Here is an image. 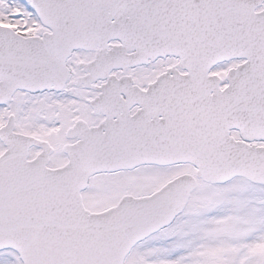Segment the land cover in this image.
Here are the masks:
<instances>
[{"label":"snow or ice","instance_id":"1","mask_svg":"<svg viewBox=\"0 0 264 264\" xmlns=\"http://www.w3.org/2000/svg\"><path fill=\"white\" fill-rule=\"evenodd\" d=\"M0 264H264V0H0Z\"/></svg>","mask_w":264,"mask_h":264}]
</instances>
